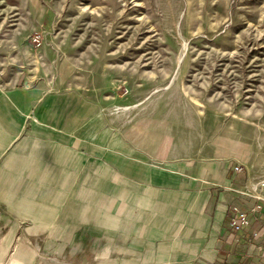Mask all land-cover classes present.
I'll return each mask as SVG.
<instances>
[{
	"label": "rangeland",
	"instance_id": "rangeland-1",
	"mask_svg": "<svg viewBox=\"0 0 264 264\" xmlns=\"http://www.w3.org/2000/svg\"><path fill=\"white\" fill-rule=\"evenodd\" d=\"M17 77L97 103L116 148L138 123L225 129L264 178V0H0V81ZM105 219L44 227L0 205V264H126V217Z\"/></svg>",
	"mask_w": 264,
	"mask_h": 264
},
{
	"label": "crops",
	"instance_id": "crops-1",
	"mask_svg": "<svg viewBox=\"0 0 264 264\" xmlns=\"http://www.w3.org/2000/svg\"><path fill=\"white\" fill-rule=\"evenodd\" d=\"M18 79L0 81V205L6 213L44 227L56 218L68 226L87 215L108 225L126 217L132 257L126 264L263 260L264 236L251 232L262 231L264 217L250 215L237 231L228 225L231 205H251L235 190L260 169L250 164L248 142L222 128L164 135L138 123L116 148L100 143L97 103L86 111L83 98L68 102L67 95L26 79L18 85ZM194 116L205 121L209 115Z\"/></svg>",
	"mask_w": 264,
	"mask_h": 264
},
{
	"label": "built area",
	"instance_id": "built-area-1",
	"mask_svg": "<svg viewBox=\"0 0 264 264\" xmlns=\"http://www.w3.org/2000/svg\"><path fill=\"white\" fill-rule=\"evenodd\" d=\"M242 169L241 166L236 165L234 170L236 172ZM235 192L251 201V205L242 209L238 205L233 204L230 207L228 216V225L233 231L240 230L247 226L250 222L249 216L256 217L258 215L264 217V178L259 180L249 181L243 186L235 190ZM261 232L256 230L251 232L253 238H258L261 234L264 236V224L261 225ZM259 264H264L263 260Z\"/></svg>",
	"mask_w": 264,
	"mask_h": 264
}]
</instances>
